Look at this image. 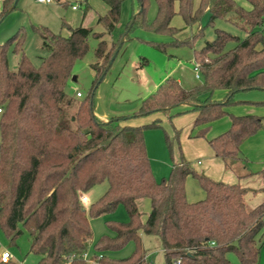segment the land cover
Segmentation results:
<instances>
[{
  "label": "trees",
  "instance_id": "1",
  "mask_svg": "<svg viewBox=\"0 0 264 264\" xmlns=\"http://www.w3.org/2000/svg\"><path fill=\"white\" fill-rule=\"evenodd\" d=\"M103 1L107 10L97 17L102 32L81 24L65 25L67 34L35 27L46 50L37 65L21 52L17 67L9 68L7 50L11 45L14 51L21 50V33L0 43V228L11 242L26 231L28 252L36 256V264H88L82 258L91 237L88 217L112 212L121 204L127 220L107 219L113 235H103L94 244L104 264H149L139 230L159 238L164 264H232L227 251L236 253L239 264H257L256 236L263 226L264 200L249 207L245 199L255 190L197 171L182 157L180 148L168 176L155 180L143 133L158 127V120L144 125L123 122L157 111L169 121L193 112L192 126L205 125L197 133L203 137L208 124L227 113L225 107L235 102L237 92L264 90V0H246L248 8L235 0H199L195 10L193 0H155L150 22L145 17L148 0H136L138 10L126 26L124 39L136 21L155 32L173 34L170 21L175 4L187 25L206 9L209 23L226 19L245 35L239 39L216 28L211 41L193 48L198 84L186 88L167 76L132 114L107 120L95 114L94 94L121 46L119 39L108 46L103 34L117 25L122 0ZM13 2L2 0L0 17L16 7L11 8ZM90 36L98 40L90 65L95 77L88 95L77 100L67 95L65 85L75 60L87 52ZM193 39L173 44L192 46ZM231 40L236 44L225 49ZM230 119L227 130L207 140L225 169L233 168L236 160L246 166L239 146L264 126V117L256 114H232ZM165 138L172 155L170 137ZM188 176L204 190L203 199L187 201ZM103 181L107 183L104 192L85 207L82 197ZM139 198L150 200L143 223L136 203ZM128 240L135 244L131 255L105 256L106 250ZM0 264L18 263L11 258Z\"/></svg>",
  "mask_w": 264,
  "mask_h": 264
},
{
  "label": "rangeland",
  "instance_id": "2",
  "mask_svg": "<svg viewBox=\"0 0 264 264\" xmlns=\"http://www.w3.org/2000/svg\"><path fill=\"white\" fill-rule=\"evenodd\" d=\"M235 1L237 5L244 8L249 7L246 0ZM1 5L2 0H0V11ZM72 5H77L78 7L73 9ZM198 5L199 0H193V10ZM104 6L103 0H53L51 3H39L37 0H17L16 7L0 17V43H4L17 32L22 34L21 50L14 51V45H11L7 50L9 68L15 69L17 67L21 52L34 65H37L40 57L46 54V50L42 48V40L35 27L46 26L54 33L67 34L68 31L65 25L75 27L82 22L87 27H93L94 31H104L100 24H96V13L102 12ZM137 8L136 0H122L117 25L110 33L103 34L108 46L110 42L118 39L121 41V46L112 65L95 90L94 112L98 114L106 111H112L108 117L111 115L132 114L138 109L141 100L148 95L147 93L152 89L154 82L160 81L164 75L177 68L175 76L171 74L167 76L176 79L178 75H181L185 82H194L187 88L198 84L201 79L197 80L199 77H196V71L193 68V48L198 50L205 42L211 41L215 36L216 28L227 31L239 37V39H242L245 35L241 28L226 19L217 18L213 23H209V13L206 9L202 10L199 18L194 23L187 25L183 17L177 12L178 8L177 4H175V13L170 21V25L175 29L173 34L155 32L136 21L124 39L123 35L126 32V26L137 12ZM155 12V0H148L145 15L147 22L154 18ZM197 32L198 34L196 35ZM192 37L194 38L192 46L180 43L173 44V41H182ZM97 41L95 37L90 36L87 39V52L76 59L73 64L71 76L65 85V92L74 99H84L92 86L95 76L90 65L95 61L94 49ZM235 44L236 40H231L226 44L225 49H229ZM175 66L176 68H174ZM76 92H80L81 97H76ZM252 92L254 90L237 92L234 95L235 102L228 106L229 111L236 115L233 110L239 111L243 106L251 104L248 102L253 99L248 98V95L250 96ZM150 115L148 119L141 121L140 125L148 124L154 120H158L159 123L158 127L144 130V142L146 146L150 147L148 152L150 167L156 172L157 181L168 176L172 163L179 159V148L182 157L186 161L192 162L191 166L199 171L200 164H197L196 161L200 159V162H202L204 157L202 154L195 152L194 149H187L189 141L186 138H188V134L192 137L197 136V133L202 128H205V125L192 126L194 120L193 112L175 116L171 121L161 111L153 112ZM210 124L211 128L208 130ZM210 124L206 127V132L203 136L206 142L209 139L207 134H210L211 129L213 133V126L215 125L212 121ZM191 128L193 129L190 132ZM166 134L170 137L172 143V155L166 143ZM175 134L178 138H175ZM235 163L239 166L241 165L239 160H236ZM192 180H194L192 182L196 186L195 178ZM106 186L107 183L103 181L85 193L86 198L83 201L85 207L94 202L104 192ZM263 197V195H258L254 201L262 202ZM149 205V201L146 207L142 206L141 203L139 204L140 221L142 223L146 219L150 208ZM88 219L91 237L89 238L86 252L89 256H93L97 252L94 247L96 240L103 235H113L106 220L125 221L127 220V213L123 205L119 204L112 212L91 215ZM138 233L141 245L145 251V260L149 264H164L165 259L160 248L159 238L156 235L145 234L142 230H139ZM256 239L260 245L257 264H264V219L262 229L257 234ZM29 246L30 238L26 231H23L11 242L0 228V252L8 250L12 260L16 263L36 264L37 258L33 253L28 252ZM134 248V241L128 240L115 250H106L104 254L108 258H125L132 254ZM225 255L232 264H239L238 257L233 251H227Z\"/></svg>",
  "mask_w": 264,
  "mask_h": 264
},
{
  "label": "crops",
  "instance_id": "3",
  "mask_svg": "<svg viewBox=\"0 0 264 264\" xmlns=\"http://www.w3.org/2000/svg\"><path fill=\"white\" fill-rule=\"evenodd\" d=\"M39 3H45V2H39ZM106 10H107V5L105 4L103 11L96 13V16L98 17L99 15L104 14ZM96 24L99 25V23H97V18H96ZM81 25H83L82 22H81ZM174 68H176V66ZM193 68H194V65H193ZM177 69H175L174 71L168 72L166 75H164V77H162V79H160V81L154 82L152 89H150L149 93L147 94L149 95L150 93H152L156 89V87L162 82L161 80H163V78H166L168 74L175 76V72ZM176 79L181 85L183 84V86H185L186 88L194 83V82H185L182 79L181 75H178ZM197 80H200V77ZM248 98L253 99L252 101L248 102L251 104H249L248 106L247 105L243 106L239 111L233 110V112L236 113V115L256 114L259 116H264V90H254V92H252L250 96L248 95ZM225 110L227 111L225 115L216 119L215 121H212V123H214L215 125L213 126L214 127L213 133L211 129L210 134L209 135L207 134L209 139L224 132L225 130L229 128L230 121H231L230 115H232V113L229 111L228 106L225 107ZM110 112L112 111H108V112L106 111L104 113L99 112V114L95 112V114L99 118L103 120H107L111 116H116V115H111L110 117H108ZM193 114L195 117V113ZM150 116L151 115L149 114V115L142 116V117L130 118L124 121L123 124L140 125L141 121L143 120L145 121V119L146 118L148 119V117ZM210 128H211V124L208 130ZM192 129L193 128L190 129V132L192 131ZM143 137H144V133H143ZM186 140L189 141V145H187V149L189 150L194 149L195 152L202 154L204 157V160L202 162H200V159L196 161L197 164H200L199 172H202L205 175L215 180H221V181L228 182V183L238 182L239 184H241L244 187H247L250 190H255V192L249 191L246 194L245 199H246L247 205L249 207H254L260 203L258 201H254V199L258 195L264 196V126L263 128L257 130L254 134H252L251 136L243 140L239 146L242 154L246 158V166H244L243 163H241L240 166L237 163H235L233 168L231 169H225L223 161L213 154L212 149L210 148V146L208 145L204 137H197V136L192 137L191 135L188 134V138H186ZM149 150H150V147L147 145L146 146L147 155H148ZM177 160L178 159H176V161ZM151 171H152L153 177L155 178V180H157L156 172L152 169ZM192 179L194 178L188 176L185 180V196H186L187 201L189 202H194V201L203 199L205 196V192L200 187L197 180L195 179L196 181V186H195L193 184L194 182H192L194 180ZM147 199L148 198H139L137 200L136 203H137L138 209H139L140 203L144 207H146V205L148 204V201L150 203V200L149 199L147 200Z\"/></svg>",
  "mask_w": 264,
  "mask_h": 264
},
{
  "label": "built area",
  "instance_id": "4",
  "mask_svg": "<svg viewBox=\"0 0 264 264\" xmlns=\"http://www.w3.org/2000/svg\"><path fill=\"white\" fill-rule=\"evenodd\" d=\"M39 2H45V3H49L51 2L52 0H37ZM78 6L77 5H72V8L73 9H76ZM196 66L195 65V71H196V76H198L197 74V69H196ZM76 96L79 97L81 96L80 92H76ZM83 200H85V197H82ZM82 258L88 263V264H104L102 261H101V258H102V254L100 253H96L94 254L93 256H89L87 254V252H83L82 254ZM11 259V254L8 250H3L0 252V261L1 262H7L8 260ZM179 262V259L176 260V263Z\"/></svg>",
  "mask_w": 264,
  "mask_h": 264
},
{
  "label": "water",
  "instance_id": "5",
  "mask_svg": "<svg viewBox=\"0 0 264 264\" xmlns=\"http://www.w3.org/2000/svg\"><path fill=\"white\" fill-rule=\"evenodd\" d=\"M16 1H17V0H14L13 4L11 5V8L15 6V4H16ZM118 49H119V48H117V49L115 50V53L113 54V57H112V59L115 57V55H116V53H117Z\"/></svg>",
  "mask_w": 264,
  "mask_h": 264
}]
</instances>
